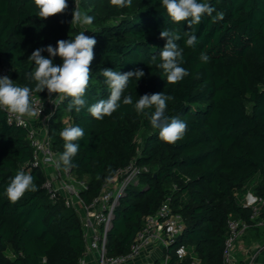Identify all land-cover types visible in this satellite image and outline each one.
<instances>
[{
    "label": "trees",
    "instance_id": "obj_1",
    "mask_svg": "<svg viewBox=\"0 0 264 264\" xmlns=\"http://www.w3.org/2000/svg\"><path fill=\"white\" fill-rule=\"evenodd\" d=\"M67 2L63 14L41 20L33 0H0V66L12 68L14 83L34 87L26 75L34 68L28 60L31 53L83 31L71 24L77 6L95 17L85 32L97 41L86 95L89 105L109 95L103 68L122 73L141 69L145 75L130 82L124 95L135 102L144 94H169L166 115L188 125L183 140L168 144L131 105L96 120L87 108L67 111L65 100L48 118L47 135L58 157L64 150L60 131L69 125L84 129L71 171L86 182L80 196L87 205L132 160L149 168L115 209L107 254H127L144 218L170 198L173 211L184 217L185 230L168 250L169 264H182L174 253L179 245L203 263L225 264L228 218L250 221L253 211L243 205L246 193L264 197V0H206L224 18L213 23L205 15L193 25L195 47L177 41L189 75L176 84H168L162 70L148 65L153 55L159 61L166 43L161 30H189L186 22L171 21L161 0H132L124 9L110 6L108 0ZM201 52L210 56L209 62L200 61ZM53 62L59 65L62 60L57 56ZM34 94L48 101L47 90ZM33 161L28 129L10 124L6 111L0 110V264H80L87 251L81 214L68 207L63 196L51 198L44 187L47 173ZM21 170L34 177L38 190L12 203L4 190Z\"/></svg>",
    "mask_w": 264,
    "mask_h": 264
},
{
    "label": "clouds",
    "instance_id": "obj_2",
    "mask_svg": "<svg viewBox=\"0 0 264 264\" xmlns=\"http://www.w3.org/2000/svg\"><path fill=\"white\" fill-rule=\"evenodd\" d=\"M36 15L41 20L63 14L68 8L67 0H33ZM108 4L114 8L124 9L132 4V0H108ZM163 9L173 23L186 22L188 31L180 33L175 30L163 29L160 38L166 43L157 56L153 55L148 65L162 70L168 84H176L183 81L189 72L182 65L185 63L183 48L177 41L184 39L188 47H195L197 36L191 31L193 25L202 22L205 15L212 22H218L224 18L223 12H217L206 0H161ZM216 15H213V13ZM95 17L82 12L77 6L72 12L71 24H77L85 31H80L74 38L61 39L56 46L47 45L37 48L28 57L34 64V68L26 73L28 79L34 83V87L20 86L8 76H0V110L15 114L17 120L24 117L39 119L43 106H37L33 93H41L47 90L50 103L58 106L68 100L67 111L80 112L87 108L90 115L96 120H103L119 110L122 105H131L138 115L147 117L150 126L159 130V139L168 144H175L183 140L187 134V122L179 117L166 115L168 101L171 95L161 93L144 94L133 102L131 95H124L128 85L133 80L139 81L145 75L141 69L135 71L120 72L111 68H103L101 75L108 90L106 99H98L89 105L86 99L87 89L91 78V63L94 60V47L97 43L94 37L86 36V26L92 25ZM47 52L48 56L42 55ZM60 57L62 63L54 64L53 58ZM199 59L207 63L211 59L205 52H201ZM55 94V98H53ZM152 109V111H148ZM47 118H50L47 117ZM63 140V152L58 159L46 157V163L57 168L61 165L69 170L75 167L74 158L78 155L80 144L85 132L78 125H69L60 133ZM97 179H100L97 176ZM34 177L24 171H18L10 179L4 190V195L12 203L18 202L27 192L37 191Z\"/></svg>",
    "mask_w": 264,
    "mask_h": 264
},
{
    "label": "built area",
    "instance_id": "obj_3",
    "mask_svg": "<svg viewBox=\"0 0 264 264\" xmlns=\"http://www.w3.org/2000/svg\"><path fill=\"white\" fill-rule=\"evenodd\" d=\"M13 70L8 65L0 66V76L10 78ZM37 106L42 107V116L48 106L47 102L33 93ZM54 105V104H53ZM55 106V105H54ZM56 107V106H55ZM54 107V109H55ZM7 119L10 124L28 129V137L34 148L33 166L43 167L49 165L45 158L58 159L53 150L52 142L48 135L38 133L31 125L30 119L24 117L17 120L16 115L7 112ZM52 166V165H50ZM55 178H49L44 187L56 199L59 196L65 198L68 207L75 208L78 212L82 209L83 228L87 241V247L91 251L98 253L97 264H126L138 258L145 250L151 252L157 246L164 247L167 252L165 258L159 264H169L170 255L168 250L177 244L179 237L185 230V221L182 214L173 211L171 199H166L159 209L144 218V226L136 235L130 251L125 255L109 256L106 251L107 234L112 227L115 217V209L119 205L120 199L126 194L127 188L132 185H139L140 175L149 172V168L141 166L137 160L118 170L116 176L112 178L104 187L99 197L87 205L80 196L81 189H86V182L79 180L71 171L62 167H55ZM238 194V193H236ZM243 205L253 211L250 221L230 216L227 220L229 235L225 241L224 262L225 264H238L235 255L236 243L239 237L255 226H264L262 213L264 212V197L257 195L253 191H248L244 197ZM177 260L182 264H206L198 256L191 254L185 245H179L174 251ZM188 258L190 261L184 263ZM80 264H87L85 255L80 260Z\"/></svg>",
    "mask_w": 264,
    "mask_h": 264
},
{
    "label": "crops",
    "instance_id": "obj_4",
    "mask_svg": "<svg viewBox=\"0 0 264 264\" xmlns=\"http://www.w3.org/2000/svg\"><path fill=\"white\" fill-rule=\"evenodd\" d=\"M53 98H55V94H53ZM54 107L55 106L49 102L45 113L40 116L39 119L29 118L32 127L44 136L47 135V117L54 112ZM44 169L49 178H55L53 166L45 165ZM79 213L81 216L84 215L82 209ZM166 253L164 247L157 246L152 248L151 252L145 250L138 258L126 264H159L165 258ZM235 255L238 264H264V235L259 234L256 230L247 231L241 235L236 243ZM85 259L87 264H97L98 253L89 250L87 247Z\"/></svg>",
    "mask_w": 264,
    "mask_h": 264
},
{
    "label": "rangeland",
    "instance_id": "obj_5",
    "mask_svg": "<svg viewBox=\"0 0 264 264\" xmlns=\"http://www.w3.org/2000/svg\"><path fill=\"white\" fill-rule=\"evenodd\" d=\"M86 30L88 31V27H87V26H86ZM83 31H85V28H83ZM87 31H86V32H87ZM257 232H258L259 234L264 235V227L261 228V229H259Z\"/></svg>",
    "mask_w": 264,
    "mask_h": 264
}]
</instances>
